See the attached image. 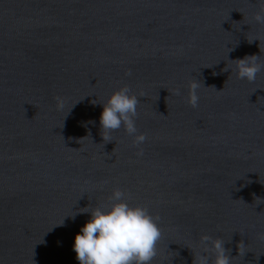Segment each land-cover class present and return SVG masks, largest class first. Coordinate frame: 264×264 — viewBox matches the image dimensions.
Here are the masks:
<instances>
[{"label": "water", "instance_id": "obj_1", "mask_svg": "<svg viewBox=\"0 0 264 264\" xmlns=\"http://www.w3.org/2000/svg\"><path fill=\"white\" fill-rule=\"evenodd\" d=\"M258 4L0 0V264H79L85 211L115 188L160 218L151 264H193L205 235L232 264H264V70L250 83L229 61L264 63ZM124 86L140 100L139 148L123 126L100 134Z\"/></svg>", "mask_w": 264, "mask_h": 264}, {"label": "clouds", "instance_id": "obj_2", "mask_svg": "<svg viewBox=\"0 0 264 264\" xmlns=\"http://www.w3.org/2000/svg\"><path fill=\"white\" fill-rule=\"evenodd\" d=\"M253 20L264 26V0H259ZM259 58L252 55L229 61L235 64L238 78L251 83L255 82L257 74L264 70V63H258ZM223 71L228 70L225 68ZM200 87L199 80L194 79L189 84L188 103L193 108L198 106L197 90ZM211 88L218 93L223 91H217L214 86ZM175 94L180 95L179 89ZM54 99L57 110H62L63 98L57 96ZM139 104V98L131 94L128 86L115 91L107 102L102 104L99 122L103 141L111 142V133L122 126L125 132L133 137V147L139 148L146 141L145 134H137L135 120L138 117ZM136 154L142 156L143 150L140 149ZM127 199L124 191L115 188L106 204L94 207L91 212L85 211L90 213L91 218L80 229V233L75 235L73 244L79 264H151L157 256V245L162 236L159 216L151 215L144 206H131ZM258 238L264 240V233H258ZM200 243L203 245V253H193V264H209L210 260L211 264H232L236 258L231 256L230 249L225 248L226 241L222 238L213 239L205 235L201 237ZM245 246L243 241L238 244V255H245Z\"/></svg>", "mask_w": 264, "mask_h": 264}]
</instances>
